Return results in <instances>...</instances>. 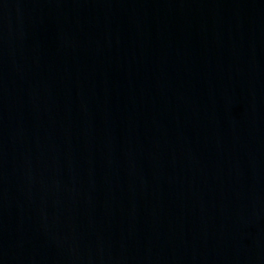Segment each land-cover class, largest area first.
Listing matches in <instances>:
<instances>
[{"label": "water", "instance_id": "95a60500", "mask_svg": "<svg viewBox=\"0 0 264 264\" xmlns=\"http://www.w3.org/2000/svg\"><path fill=\"white\" fill-rule=\"evenodd\" d=\"M0 264H264V0H0Z\"/></svg>", "mask_w": 264, "mask_h": 264}]
</instances>
